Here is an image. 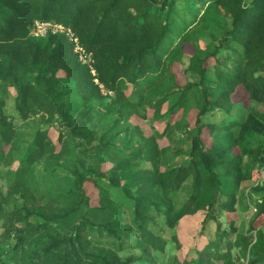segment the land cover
Segmentation results:
<instances>
[{
    "label": "trees",
    "instance_id": "obj_1",
    "mask_svg": "<svg viewBox=\"0 0 264 264\" xmlns=\"http://www.w3.org/2000/svg\"><path fill=\"white\" fill-rule=\"evenodd\" d=\"M259 107L264 0H0V264H264Z\"/></svg>",
    "mask_w": 264,
    "mask_h": 264
},
{
    "label": "rangeland",
    "instance_id": "obj_2",
    "mask_svg": "<svg viewBox=\"0 0 264 264\" xmlns=\"http://www.w3.org/2000/svg\"><path fill=\"white\" fill-rule=\"evenodd\" d=\"M46 28H41L39 31L41 32H44ZM36 32V29L33 27L32 29V34ZM37 34L39 33L38 31L36 32ZM193 52V50L191 48H187L186 49V57L184 59V67L182 66H179V65H176L174 70L179 74L180 76V79L182 81V83H184V78H183V75H182V70L183 68H186L188 66V63H189V60L188 58L190 57V53ZM189 56V57H188ZM82 60L85 62V63H89V59H86L85 56H82ZM233 101L234 103H241V104H244V105H247L248 104V98H247V95L245 94V92L241 89H239L236 94L233 96ZM8 104L11 108V101L9 103L8 101ZM8 108V106H7ZM259 110L261 111H264V108L263 107H259ZM10 113L13 115L14 112L13 111H10ZM9 113V114H10ZM149 117H151L152 115V111H149ZM194 114L195 112H192L189 116V120L190 122L193 120V117H194ZM234 114H237L238 116L241 114L240 111H235ZM217 116L214 118L216 121H219L221 119V113H217L216 114ZM180 118V114L176 116V119H179ZM132 122L135 123V124H139V125H142V129L144 130V132L146 133V135H150L153 133V130L156 129L158 131H162L163 128H164V125L162 124H157V123H153L152 121L150 120H147V121H142L138 118H135L133 117L132 118ZM51 134V137L53 140H55L57 138V133L56 131L52 130L50 132ZM166 141H162L161 142V145H166ZM247 160V159H246ZM149 167V165L147 166ZM259 177L261 178H264V169L263 171H261L260 173L258 172L257 169H254L253 171V181L254 180H257ZM254 184V182H247L246 185L248 187L252 186ZM187 197V194L186 192H181L177 198L178 202L179 203H182L184 198ZM253 217V208L250 209V210H247V211H244V210H237V212L235 213H228V214H225L222 221V225H223V228H226L228 227V223L229 221L231 220H234L235 221V224H236V227L239 225H241L242 222H248L250 219H252ZM201 221H202V215H197V216H194V217H186L184 218L178 229H177V235H178V239H180V242L182 244L183 247H185V249H187L189 247V245L194 241V239L196 238V235L198 233V230H200V227H201ZM261 221L264 223V218H261ZM216 230V224H211L209 227H208V230H207V234L209 237L212 236V234H214ZM173 236V232L170 231V230H167L166 232V235L165 237H167L168 239H170L171 237ZM107 240V239H106ZM109 241V240H107ZM128 241H130V239L127 240V243ZM183 251V250H182ZM136 251L134 250H128L126 251V254H135ZM180 257L183 256V254L181 255V252H178L177 253Z\"/></svg>",
    "mask_w": 264,
    "mask_h": 264
},
{
    "label": "built area",
    "instance_id": "obj_3",
    "mask_svg": "<svg viewBox=\"0 0 264 264\" xmlns=\"http://www.w3.org/2000/svg\"><path fill=\"white\" fill-rule=\"evenodd\" d=\"M34 28L36 29V32L38 31L39 33L37 34L36 32L33 33V36L36 37H43L45 36L48 32L52 33H65L67 37L74 43H78L77 39L74 38V35L72 34L71 31L65 30L63 27L58 26V25H52L50 23H43V22H36L34 24ZM41 28H46L44 32L39 31ZM39 29V30H38ZM77 51H81L80 47L76 48Z\"/></svg>",
    "mask_w": 264,
    "mask_h": 264
}]
</instances>
